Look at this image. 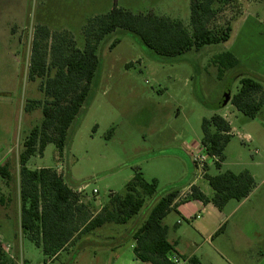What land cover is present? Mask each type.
<instances>
[{"label":"rangeland","instance_id":"374dc122","mask_svg":"<svg viewBox=\"0 0 264 264\" xmlns=\"http://www.w3.org/2000/svg\"><path fill=\"white\" fill-rule=\"evenodd\" d=\"M191 2L0 0V166L8 162L12 174L9 183L0 177V198H4V203L0 201V243L17 264H148L135 260L131 233L146 219L153 202L173 188H180L176 201L184 202L191 195L192 185L186 187L190 179L207 186L205 175L202 177L206 166L212 165L210 175L219 173L214 162L201 169L191 157L201 146L202 122L212 117L213 103L221 95L237 94V78L245 74L240 68L254 63L264 71V0L216 4L218 12L209 27L217 30L230 23L229 41L175 58L154 55L124 30L109 35L99 47V70L69 131L63 157L53 143L41 154L39 140L37 153L27 166L53 168L62 174L75 190H82L81 200L89 204L92 213H97L112 194L125 190L135 168L147 182L158 180L157 194L128 224L105 225L94 232L98 237L91 240L96 243L85 239L80 248L75 239L55 259L45 256L20 229L19 156L26 137L43 120L45 101L44 79L31 80L28 75L37 27L68 33L83 49V30L90 18L117 6L134 14L179 20L192 33ZM115 38L121 42L110 50ZM223 52L235 53L240 66L219 78L212 61ZM31 103L34 106L29 112ZM243 119L240 115L234 121L243 136L232 138L220 171L238 174L247 170L257 175L260 184L264 181V119ZM246 133L252 135V142L243 140ZM177 218L173 210L164 223L172 225Z\"/></svg>","mask_w":264,"mask_h":264},{"label":"trees","instance_id":"16d2710c","mask_svg":"<svg viewBox=\"0 0 264 264\" xmlns=\"http://www.w3.org/2000/svg\"><path fill=\"white\" fill-rule=\"evenodd\" d=\"M236 1L192 0V33L179 20L152 13L134 14L114 6L109 12L90 18L83 30V49L77 47L68 33H52L47 26L37 27L28 75L31 80L44 79L41 87L45 101L42 106L43 120L26 137L24 150L19 156L20 229L43 250L45 256L55 259L75 239L92 234L105 225L128 224L157 194L158 180L147 182L140 169L135 168L134 177L125 190L112 194L97 213H92L89 204L82 202V194L67 183L62 174L53 168L30 169L27 166L30 157L37 153L39 140L41 154L48 143H53L59 156L63 157L69 131L81 114L98 73L101 43L109 35L124 30L154 55L169 58L226 43L232 34L230 23L217 30L210 28L209 24L218 12L216 4L230 5ZM120 42V38H115L110 50ZM212 62L218 67L219 78L240 66L231 52L217 54ZM239 84L238 92L230 102L244 117L256 119L264 107V83L242 75ZM227 102L213 108L219 109ZM33 106L29 104L27 111L30 112ZM202 131L201 145L209 156L217 158L214 166L220 170L226 147L233 137L231 125L222 116L214 114L209 119H203ZM112 134L113 130L109 132V135ZM205 170H209V166ZM0 177L6 183L11 181L8 162L0 166ZM205 179L213 194L207 196L199 186L192 185L187 200L212 203L219 210L232 200H244L255 188V179L247 170L238 174L231 171L217 175L206 173ZM179 192L180 188H173L156 199L146 219L132 231L133 252L137 260L148 264H175L171 258L179 254L167 238L168 227L164 219L176 208ZM0 201L4 203V198L1 197ZM187 262L202 264L197 258ZM0 264H17L7 256L1 243Z\"/></svg>","mask_w":264,"mask_h":264},{"label":"crops","instance_id":"0c3cea01","mask_svg":"<svg viewBox=\"0 0 264 264\" xmlns=\"http://www.w3.org/2000/svg\"><path fill=\"white\" fill-rule=\"evenodd\" d=\"M232 54L237 59L239 58L235 53ZM240 70L245 72L242 75L250 76L264 83V71H261L260 66L257 67L254 63H246L245 67H241ZM251 74L260 77H254ZM241 78H237L239 83ZM232 96L229 95V100H225L226 97L224 96V98L223 95L219 96L213 106L216 107L222 102H228L219 109H215L213 115L218 114L228 121L231 125V135L239 137L243 134L236 130L234 121L243 115L231 104ZM259 116L264 119V107ZM245 119L248 118L245 117ZM244 136L250 137L248 143L252 142L251 134L246 133ZM255 152L259 153L258 150ZM195 167L197 166L195 165ZM211 167L212 165H209V169ZM220 170L219 173L225 172ZM203 172L202 177L209 173V170ZM251 175L255 179V188L251 194L242 201H230L223 210H219L212 203L205 204L195 199L184 202L176 201L178 204L174 210L178 216L177 220L172 222V225L167 221L164 224L168 227L167 238L179 256L186 258L187 261L191 258H197L202 264H264V188L262 187L264 181L258 184L257 175ZM197 181V179H190L188 181L189 186H186L187 189L191 185H196L205 195L211 196L213 194V189L206 179L207 186L201 185ZM95 233L79 238L78 248H80L79 245L82 240L86 239L85 241L92 242V237L97 238ZM94 243L96 242H92V244ZM135 260L139 261L136 258Z\"/></svg>","mask_w":264,"mask_h":264},{"label":"built area","instance_id":"2783aa9c","mask_svg":"<svg viewBox=\"0 0 264 264\" xmlns=\"http://www.w3.org/2000/svg\"><path fill=\"white\" fill-rule=\"evenodd\" d=\"M244 138L245 139H243V140H246L247 142L250 141L249 136H245ZM192 160H193V163L195 165H197L198 167H201V169H202V167H205L206 164H209L210 162L211 163L215 162L217 160V158L209 156L201 145L196 149V153L193 154ZM79 191L82 192L81 189ZM96 193H97V190H94V194H96ZM189 193H191V192H189ZM171 259L175 264H188L187 260L183 259L180 256L175 255V256H172Z\"/></svg>","mask_w":264,"mask_h":264},{"label":"water","instance_id":"95a60500","mask_svg":"<svg viewBox=\"0 0 264 264\" xmlns=\"http://www.w3.org/2000/svg\"><path fill=\"white\" fill-rule=\"evenodd\" d=\"M228 97L225 98V100H229V95H227Z\"/></svg>","mask_w":264,"mask_h":264}]
</instances>
